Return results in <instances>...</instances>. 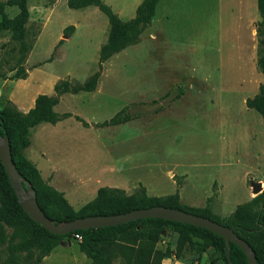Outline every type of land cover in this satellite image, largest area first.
I'll return each instance as SVG.
<instances>
[{
	"label": "rangeland",
	"instance_id": "obj_1",
	"mask_svg": "<svg viewBox=\"0 0 264 264\" xmlns=\"http://www.w3.org/2000/svg\"><path fill=\"white\" fill-rule=\"evenodd\" d=\"M0 0L6 18L18 10ZM121 21L141 0H100ZM67 0H26L24 48L0 28V110L26 113L53 86H81L97 71L109 26L101 11L70 9ZM256 0H159L136 43L101 65L94 89L56 97L53 111L71 117L29 130L24 156L73 210L98 188L124 196H175L183 207L223 221L239 206L264 203V123L244 101L264 84ZM124 123L100 126L114 116ZM74 117L87 125L83 126ZM260 186L253 193V186ZM11 229L0 224V264ZM166 226L155 249L160 264H224L219 253L184 246ZM72 236L40 264H89ZM110 264H122L114 259Z\"/></svg>",
	"mask_w": 264,
	"mask_h": 264
},
{
	"label": "trees",
	"instance_id": "obj_2",
	"mask_svg": "<svg viewBox=\"0 0 264 264\" xmlns=\"http://www.w3.org/2000/svg\"><path fill=\"white\" fill-rule=\"evenodd\" d=\"M158 1L141 0L134 11V16L121 21L100 0H67L66 5L70 9L94 6L107 19L109 32L105 43L99 48L97 71L81 86H71L67 81L55 84L54 96L38 95L33 107L26 113H17L11 107L0 110V135L7 138L15 169L32 186L37 205L49 221L60 223L85 216H110L135 209L163 206L201 216L232 229L252 249L256 264H264V203L257 211H252L250 208V205L260 200L262 195L239 206L223 221L195 209L183 207L175 196L147 197L143 190L137 196H124L122 191L106 187L98 188L91 201L78 210H73L61 193L41 179L35 166L24 156L23 152L30 144L29 130L42 122L53 124L71 117L69 113L57 114L53 111L56 97L64 92L77 94L92 91L102 63L111 55L137 42L139 35L150 24ZM6 5L16 7L18 12L8 19L0 7V28L9 30L11 39L24 48L23 39L26 33L24 25L28 16L26 0H7ZM256 11L259 16L255 28L259 46L256 65L264 76V0H256ZM244 105L247 109L258 113L264 123V84L258 87L257 94L245 99ZM74 118L83 126L87 125L78 117ZM124 120V117L119 118L116 115L102 122L100 126L118 125L124 123ZM0 224L11 229L7 239V256L4 264H40L42 258L56 247L62 238L74 234L80 236V241L77 243L78 250L85 255L89 264H110L114 259H120L122 264H160L162 259L172 254L167 249L163 253L155 249V244L166 226H170L177 235L174 250L176 257L184 246L189 249L198 248L201 252L210 248L219 253L224 264H228L224 241L219 236L191 225L160 219H140L113 227L75 230L63 236L52 235L23 213L1 164ZM229 259L231 264H247L240 249L233 244L229 245Z\"/></svg>",
	"mask_w": 264,
	"mask_h": 264
},
{
	"label": "water",
	"instance_id": "obj_3",
	"mask_svg": "<svg viewBox=\"0 0 264 264\" xmlns=\"http://www.w3.org/2000/svg\"><path fill=\"white\" fill-rule=\"evenodd\" d=\"M0 164L3 167L9 185L15 195L16 202L23 213L34 223L52 235L63 236L75 230H88L103 227H113L140 219H160L176 223L191 225L207 230L223 239L225 245V257L228 264L229 245L233 244L240 249L247 264H256L255 256L249 245L240 239L232 229L213 222L207 218L186 213L180 210L163 206H153L144 209H135L121 214L110 216L93 215L76 218L70 221L55 223L39 209L35 192L30 183L15 169L11 161L9 144L5 136L0 135ZM260 186H253V193H258Z\"/></svg>",
	"mask_w": 264,
	"mask_h": 264
},
{
	"label": "built area",
	"instance_id": "obj_4",
	"mask_svg": "<svg viewBox=\"0 0 264 264\" xmlns=\"http://www.w3.org/2000/svg\"><path fill=\"white\" fill-rule=\"evenodd\" d=\"M72 237L77 241H80V236L78 234H74Z\"/></svg>",
	"mask_w": 264,
	"mask_h": 264
},
{
	"label": "crops",
	"instance_id": "obj_5",
	"mask_svg": "<svg viewBox=\"0 0 264 264\" xmlns=\"http://www.w3.org/2000/svg\"><path fill=\"white\" fill-rule=\"evenodd\" d=\"M34 165V164H33Z\"/></svg>",
	"mask_w": 264,
	"mask_h": 264
}]
</instances>
